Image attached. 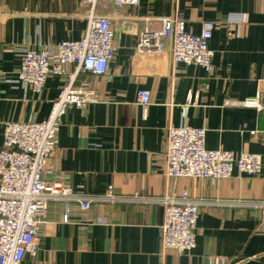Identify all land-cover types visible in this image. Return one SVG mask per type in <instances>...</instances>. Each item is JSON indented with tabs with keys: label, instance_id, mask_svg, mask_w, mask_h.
I'll use <instances>...</instances> for the list:
<instances>
[{
	"label": "crops",
	"instance_id": "crops-1",
	"mask_svg": "<svg viewBox=\"0 0 264 264\" xmlns=\"http://www.w3.org/2000/svg\"><path fill=\"white\" fill-rule=\"evenodd\" d=\"M87 5L81 0H0V148L10 121H42L67 81L49 76L34 92L13 82L20 53L40 44L80 39ZM176 10L186 28L199 33L214 23L211 73L196 64L174 63L171 46L141 50L145 30L161 28L160 17ZM115 29L109 71L88 75L101 100L71 107L60 119L58 145L47 175L80 193L148 198L182 190L209 203L199 208L196 245L179 253L162 250L163 206L155 201L94 203L82 210L68 200L50 201L38 232V251L22 264H264V111L242 101L264 100V0H141L120 9L98 0ZM150 93L146 109L138 92ZM206 128V146L262 156L254 175L168 178L165 148L170 125ZM220 201L223 203H214ZM68 208L69 220H64Z\"/></svg>",
	"mask_w": 264,
	"mask_h": 264
},
{
	"label": "built area",
	"instance_id": "built-area-1",
	"mask_svg": "<svg viewBox=\"0 0 264 264\" xmlns=\"http://www.w3.org/2000/svg\"><path fill=\"white\" fill-rule=\"evenodd\" d=\"M87 5V27L77 40H63L28 48L20 53V67L13 82L34 92H41L49 76H66L67 81L54 100L48 117L42 121H10L6 123L0 148V264H22L27 254L38 251V232L52 200L75 202L82 210L94 203H116L122 200L155 201L163 206L162 250L189 252L196 245L199 208L207 201L191 196L187 190L148 198L139 194L120 196L110 185L103 193H80L71 186L47 175L50 158L58 145L60 119L68 108L83 107L101 100L88 75L109 71L116 45L115 29L108 14L97 12L98 0H81ZM141 0H112L120 9L137 5ZM161 28L141 33L140 49L162 52L164 41L171 46L174 63L196 64L211 73L215 52L210 46L214 23L204 22L199 33L186 28L179 10L159 18ZM138 103L146 109L150 93L138 92ZM243 106L264 111L261 94L241 102ZM165 174L168 178H228L234 170L254 175L262 170L258 153L240 152L206 146V128L186 123L170 125L165 148ZM52 169V168H51ZM214 203H223L216 201ZM255 206L264 203L255 202ZM70 208L64 215L69 220ZM209 264H229L225 257L210 259Z\"/></svg>",
	"mask_w": 264,
	"mask_h": 264
}]
</instances>
